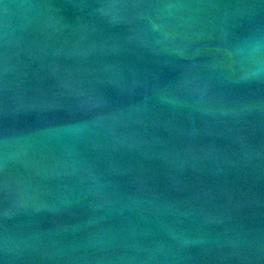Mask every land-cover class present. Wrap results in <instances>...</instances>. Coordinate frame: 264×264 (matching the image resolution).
<instances>
[{
	"label": "water",
	"instance_id": "water-1",
	"mask_svg": "<svg viewBox=\"0 0 264 264\" xmlns=\"http://www.w3.org/2000/svg\"><path fill=\"white\" fill-rule=\"evenodd\" d=\"M264 0H0V264H264Z\"/></svg>",
	"mask_w": 264,
	"mask_h": 264
},
{
	"label": "clouds",
	"instance_id": "clouds-1",
	"mask_svg": "<svg viewBox=\"0 0 264 264\" xmlns=\"http://www.w3.org/2000/svg\"><path fill=\"white\" fill-rule=\"evenodd\" d=\"M258 71H264V67H262V68L258 69Z\"/></svg>",
	"mask_w": 264,
	"mask_h": 264
}]
</instances>
